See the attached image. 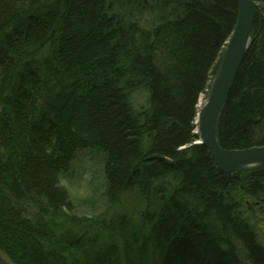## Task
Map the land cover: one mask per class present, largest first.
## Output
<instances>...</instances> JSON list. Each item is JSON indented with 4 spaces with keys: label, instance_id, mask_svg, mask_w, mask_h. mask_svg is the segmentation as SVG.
<instances>
[{
    "label": "trees",
    "instance_id": "obj_1",
    "mask_svg": "<svg viewBox=\"0 0 264 264\" xmlns=\"http://www.w3.org/2000/svg\"><path fill=\"white\" fill-rule=\"evenodd\" d=\"M125 1L0 0V264H53L48 246L54 264H264L244 200L264 203V164L230 178L204 145L179 150L193 140L236 1L135 0L136 18ZM254 1L251 42L218 122L229 149L264 145V0ZM173 5L182 16L166 18ZM80 148L106 153L108 200L141 191L152 209L139 223L70 212L60 178ZM100 228L94 252L85 233Z\"/></svg>",
    "mask_w": 264,
    "mask_h": 264
},
{
    "label": "water",
    "instance_id": "obj_2",
    "mask_svg": "<svg viewBox=\"0 0 264 264\" xmlns=\"http://www.w3.org/2000/svg\"><path fill=\"white\" fill-rule=\"evenodd\" d=\"M235 1L238 7L236 24L227 43L220 69L217 71V78L197 118L203 129L202 138L205 146L218 169L228 177H236L245 170L264 164V146L244 150L226 149L219 144L214 134L248 51L252 27L258 12V6L254 0ZM256 223L258 229L264 234V221L257 220Z\"/></svg>",
    "mask_w": 264,
    "mask_h": 264
},
{
    "label": "rangeland",
    "instance_id": "obj_3",
    "mask_svg": "<svg viewBox=\"0 0 264 264\" xmlns=\"http://www.w3.org/2000/svg\"><path fill=\"white\" fill-rule=\"evenodd\" d=\"M111 2L114 3V1ZM117 6L119 9L121 7H125V5L121 3H118ZM165 10L168 12L167 15H164L166 18H170L168 17L170 15H179L180 17L182 16L181 12L183 10L180 6L176 8V6L173 5L168 9L165 8ZM123 14H125V9ZM229 39L225 41V44L228 43ZM215 75L216 71L214 72L212 79L215 78ZM135 98L140 99V94L135 93ZM201 98L206 100L207 93L201 94L198 98L196 104L197 114L195 116V121L197 120L198 114L200 113V109L202 107V104H200ZM140 102H144V96ZM193 145L195 144H184L179 150L183 151L189 149ZM106 158V153L102 152L101 150H93L88 148H80L75 150V158L69 171L67 174L61 175L60 178L61 185L68 189L70 198L75 207L73 213L75 216L78 214L88 216L90 219H100L103 213L109 215L113 212V210L115 212L123 211L124 213L135 216L137 223H139L142 220L139 214L145 209V211H149V209H147L149 207V202H147V199L136 188L126 193L121 200H119L112 208H110L111 205H109L105 194L107 187V179L104 172ZM255 167L257 166L250 168V170L246 172L254 171ZM243 175L245 176L244 173L241 174V176ZM244 200L249 204V206L253 207L252 213L255 215V220L264 219V205L262 203H257V201L253 200L252 196H245ZM262 243L264 245V236ZM5 260L10 264V260Z\"/></svg>",
    "mask_w": 264,
    "mask_h": 264
},
{
    "label": "bare ground",
    "instance_id": "obj_4",
    "mask_svg": "<svg viewBox=\"0 0 264 264\" xmlns=\"http://www.w3.org/2000/svg\"><path fill=\"white\" fill-rule=\"evenodd\" d=\"M134 2H135V0H126L125 1V3H126V7H127V10H129V11H134V17L136 18V16H137V14H136V12H135V9L136 8H133V6H134ZM256 2V1H255ZM256 4H257V6H259V3H257L256 2ZM139 14H140V11L138 12ZM145 13V15L148 13V12H144ZM134 18V19H135ZM133 19H131V21H132ZM237 20V19H236ZM236 20H235V24H236ZM234 29V28H233ZM230 36H231V34H230ZM230 36H228V38L227 39H229V37ZM226 49H227V44H223V46H222V49H221V51H220V53H219V56H217L216 58H215V60H214V62L212 63V69H211V72H215V71H218L219 69H220V66H221V61H222V58H223V56H224V54H225V52H226ZM213 77V76H212ZM212 80V79H211ZM207 91H208V88H205L202 92H201V94H203V93H207ZM200 94V95H201ZM200 97V96H199ZM206 100H204V98H201V100H200V104H204V102H205ZM201 106V105H200ZM144 110H146V109H144ZM148 113V112H147ZM219 122V121H218ZM192 133H193V140L190 142V144H195V145H204L205 146V143H204V140H203V138H202V134H203V129L201 128V126H200V124H199V122H198V119L195 121L194 120V122H193V131H192ZM214 134H215V136L217 137V140H218V142H219V139H218V124H217V129L214 131ZM219 144H220V142H219ZM221 145V144H220ZM222 146V145H221ZM255 146H264V145H253V146H242V147H237V148H234L235 150H244V149H249V148H251V147H255ZM206 147V146H205ZM223 147V146H222ZM207 148V147H206ZM226 149H229V148H226ZM207 151L209 152V150L207 149ZM209 154H210V156L212 157V155H211V153L209 152ZM213 158V157H212ZM74 160V159H73ZM214 160V159H213ZM73 162V161H72ZM72 164V163H71ZM71 167V166H70ZM69 171V170H68ZM65 174H67V173H65ZM63 186V185H62ZM64 187V186H63ZM66 188V187H65ZM137 189V190H139L137 187H134L133 189ZM67 189V188H66ZM106 189H107V187H106ZM132 190V189H131ZM67 191H68V189H67ZM140 191V190H139ZM68 193H69V191H68ZM140 193H141V191H140ZM106 194V193H105ZM118 194V193H117ZM117 194H115V198H113V199H111V200H108V203H109V205H111L110 206V208H112L113 206H114V204L115 203H117L119 200H121L122 199V197L121 196H118ZM142 194V193H141ZM143 195V194H142ZM121 197V198H120ZM120 198V199H119ZM69 200H70V202H71V206H72V210H70V212H72L73 210H75V207H74V205H73V202H72V200H71V198H70V195H69ZM248 204V203H247ZM264 204V203H263ZM249 205V204H248ZM147 209H152V208H150V207H148ZM146 210V209H145ZM145 210H142L141 212H140V218L141 219H143L144 218V216H145V213L146 212H148V211H145ZM117 213H122V217L119 215V214H117ZM75 215V214H74ZM117 215H119L118 216V218H120L118 221H113L112 223L110 222V224H108V225H110V226H112V225H115V226H124V224H127L128 226H126V227H130V225H131V223H137V220L135 219V216H133V215H130V214H128V213H124L123 211L121 212H115L114 210H113V212L111 213V214H109V215H106V214H102V216L100 217V219H96V218H91V220L92 221H96V220H100V221H105L106 219H110V218H112V216H117ZM77 217L80 219V220H85V219H90L88 216H83V215H78L77 214ZM126 218L125 220H124V224H122L121 223V220H122V218ZM117 218V217H116ZM257 220H260V221H264V219H257ZM257 220H254V224L256 225V227H257V223H256V221ZM86 221V220H85ZM88 225H90V224H88ZM93 226V225H92ZM91 226V227H92ZM125 228V227H124ZM259 230V229H258ZM104 231H106V229H104V228H100V229H98V230H96V231H88L87 233H85V235L87 236V239L85 240V243H89L90 245H89V248L91 249V248H94V252H101L102 251V249H98V248H96V247H99L97 244H96V241H94V239L96 238V235L95 234H98V237L99 236H104L105 234L103 233ZM260 231V230H259ZM260 233L263 235V233L260 231ZM46 237L48 238V240L50 241V243L49 244H51V245H53V238H54V235H53V233H49V234H47L46 235ZM47 240V241H48ZM43 242H46V239H44V241ZM82 245V244H81ZM84 245V244H83ZM82 245V246H83ZM48 246V245H47ZM95 246V247H94ZM43 251H44V253H46L47 254V259H48V261L49 262H52L53 264L54 263H56V262H58L59 260H60V257H59V255H58V251H57V249H55L54 248V246H52V247H47V248H43L42 249Z\"/></svg>",
    "mask_w": 264,
    "mask_h": 264
}]
</instances>
